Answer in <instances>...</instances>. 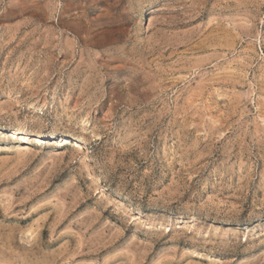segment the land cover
I'll list each match as a JSON object with an SVG mask.
<instances>
[{
    "label": "rangeland",
    "instance_id": "374dc122",
    "mask_svg": "<svg viewBox=\"0 0 264 264\" xmlns=\"http://www.w3.org/2000/svg\"><path fill=\"white\" fill-rule=\"evenodd\" d=\"M0 264H264V0H0Z\"/></svg>",
    "mask_w": 264,
    "mask_h": 264
},
{
    "label": "bare ground",
    "instance_id": "6f19581e",
    "mask_svg": "<svg viewBox=\"0 0 264 264\" xmlns=\"http://www.w3.org/2000/svg\"><path fill=\"white\" fill-rule=\"evenodd\" d=\"M18 133L19 134H22V135H24L23 136V139L25 140V139H30V138H28L29 136H28V133H20L19 131H17V130H15V132H14V135L15 134H17L18 135ZM54 134V133H53ZM53 134L51 135V136H53ZM50 135V134H49ZM35 136V135H34ZM50 136V137H51ZM16 137V136H15ZM35 138H37L38 140V142L40 141V142H42V140H43V137L42 136H40V135H37V136H35ZM28 140H25V143L27 142ZM28 143V142H27ZM79 143H77V145H78ZM81 145L79 144V147H80Z\"/></svg>",
    "mask_w": 264,
    "mask_h": 264
}]
</instances>
